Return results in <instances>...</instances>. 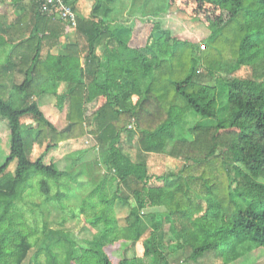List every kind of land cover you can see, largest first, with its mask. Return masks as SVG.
Wrapping results in <instances>:
<instances>
[{
	"label": "trees",
	"instance_id": "obj_1",
	"mask_svg": "<svg viewBox=\"0 0 264 264\" xmlns=\"http://www.w3.org/2000/svg\"><path fill=\"white\" fill-rule=\"evenodd\" d=\"M0 1L18 12L0 27L14 39L0 63V119L9 131V153L0 164V264H23L39 244L31 260L37 264L41 256L45 264H113L102 244L48 231L46 220L39 226L34 216L35 209L49 215L66 195L59 189L50 195L48 179L59 188L61 177L77 181L84 174L46 165L45 155L87 137L91 151L107 153L110 177L82 197L79 213L107 241L118 239L115 202L128 209L131 242L141 239V217L149 219L142 255L117 264H231L252 247L264 254V0H200L227 13L203 40L204 50L157 25L143 47H130L132 30L116 18L117 0H92L89 16L81 0L55 4L72 18L52 6L42 12L38 0ZM55 47L61 51L52 54ZM226 62L231 73L249 68V76H221ZM139 84L141 96L132 103ZM47 94L63 112L62 129L40 108ZM188 116L202 120L184 128ZM181 129L184 138L177 137ZM133 139L143 155H166L180 168L150 185L145 164L131 163L124 152ZM31 140L46 144L36 160ZM86 153L74 152L72 164ZM41 175L48 178L39 181L41 200L20 206ZM107 183L114 191L109 198Z\"/></svg>",
	"mask_w": 264,
	"mask_h": 264
},
{
	"label": "rangeland",
	"instance_id": "obj_2",
	"mask_svg": "<svg viewBox=\"0 0 264 264\" xmlns=\"http://www.w3.org/2000/svg\"><path fill=\"white\" fill-rule=\"evenodd\" d=\"M87 4H84L86 16L90 14L89 2L92 5L93 1L86 0ZM200 0H117L116 10L119 11L120 15H116L119 23H126L127 26L133 30V43L136 47H143L146 43L147 37L151 31L153 25H157L161 30H168L171 37L180 41H190L193 43L203 44V40L215 30L225 19L227 13L214 6L200 3ZM18 12L13 11L9 6H5L0 1V27L1 25H10L13 21L14 15ZM120 18V19H119ZM1 32V30H0ZM6 40L7 46L0 47V63L3 62L7 54H4L14 39L8 36V34L1 32ZM131 33V32H130ZM69 38V37H68ZM64 38L62 39V42ZM10 44V46H9ZM61 50L55 47V51L52 53H58ZM232 63L226 62L222 65L220 75L225 78H247L249 76V68H241L238 71L231 73ZM219 75V76H220ZM17 81L22 80L21 75L16 76ZM141 84V83H140ZM136 85L138 91L134 92L132 96V103L141 96L140 87ZM63 91V85L57 91L61 93ZM56 96L55 95H44L39 102L40 108L43 111L46 118L57 128L62 129L65 126L63 119V112H59L55 107ZM94 109V106L89 107L88 113ZM202 120L199 117L188 116L185 122L184 128L194 126ZM25 123H30L29 120ZM26 125H24V128ZM186 130V129H185ZM26 138H29L31 134L26 130ZM187 132L181 130L178 131L177 137L184 138ZM30 150L32 151V158L36 160L38 156L44 151L46 144L38 146L33 140ZM93 141L90 138L80 139L78 141L65 142L60 144L57 148L51 149L44 158L46 165L53 164L58 170H71L83 169V175H77L75 177L77 181L69 180L66 177L59 179L60 187L56 186L55 182L49 180L45 176L34 178L29 185V188L25 190L23 195L24 203L20 206H28L29 203H38L41 200V196L38 193V185L40 178L48 179L49 194L54 195L57 190L66 194L64 198H61L59 203H53L51 207L47 209L49 215L45 211V217H42V213L35 209V220L39 226L42 224V220L47 222L48 231H63L69 232L72 236H75L78 243L91 244L95 246L102 244V249L108 256L110 262L117 264L122 257L134 258L140 257L143 252L142 240L147 236L149 226V219L145 216L141 217V239L137 242H131L130 236L132 232L127 230L125 217L127 216V207L122 206L119 203H114L115 217L118 225V239L115 241H107L106 238L102 237L98 231L88 224L84 216L79 213L80 206L87 194L94 193L95 187L101 182L104 176L109 178L110 176L104 175L105 167L108 162L107 153L100 151H91ZM124 152L128 154L131 163L145 164L148 174L151 176L149 184L152 186H159L161 182L156 180V177L166 174L168 172H177L180 168L181 163L173 159H169L166 155H143L137 148L136 140L133 139L129 144L123 145ZM79 150H87L85 156L81 157L77 162L72 164L70 157L74 156V152ZM9 153V131L3 120L0 119V164L4 161ZM13 166L15 163L12 164ZM74 165V166H73ZM106 174V173H105ZM112 176V175H111ZM115 176H117L115 174ZM105 195L109 198L114 193L112 185L106 184ZM69 188V190H68ZM95 202L103 206L95 198ZM132 202V201H130ZM144 214V213H142ZM32 218V217H31ZM63 221L62 224L59 222ZM42 244H39L38 248H32L24 260L23 264H37L32 260L33 255L37 249L41 248ZM39 264H45L44 257L41 256L38 259ZM231 264H264V254L260 249L252 247L250 253L246 252L239 260Z\"/></svg>",
	"mask_w": 264,
	"mask_h": 264
},
{
	"label": "built area",
	"instance_id": "obj_3",
	"mask_svg": "<svg viewBox=\"0 0 264 264\" xmlns=\"http://www.w3.org/2000/svg\"><path fill=\"white\" fill-rule=\"evenodd\" d=\"M38 1L42 2V5H41V11L42 12H46L48 10V8L50 6H52L53 11L54 12L57 11L61 17H71V18L73 17V15L70 13V11L67 8H65L63 5L55 6V4L61 2L60 0H38ZM50 12H52V11H50ZM204 47H205L204 44H202L200 46V49L204 50Z\"/></svg>",
	"mask_w": 264,
	"mask_h": 264
},
{
	"label": "crops",
	"instance_id": "obj_4",
	"mask_svg": "<svg viewBox=\"0 0 264 264\" xmlns=\"http://www.w3.org/2000/svg\"><path fill=\"white\" fill-rule=\"evenodd\" d=\"M88 2H89V0H87ZM81 4H87V2H86V0H81ZM89 6H90V2H89ZM83 9H84V6H83ZM82 14L83 15H85L86 14V12H82ZM133 30H132V32H131V34H130V36H129V46L130 47H132V48H138V47H136V45L133 43V39H134V37L132 36L133 35ZM53 51H55V48H53L52 49V51L51 52H53ZM52 54H54V53H52ZM60 89V88H59ZM90 107H92V106H90Z\"/></svg>",
	"mask_w": 264,
	"mask_h": 264
}]
</instances>
